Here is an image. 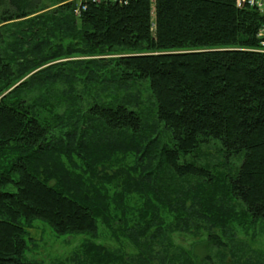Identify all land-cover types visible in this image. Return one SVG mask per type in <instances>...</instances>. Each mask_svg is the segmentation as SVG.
<instances>
[{
	"label": "trees",
	"instance_id": "obj_1",
	"mask_svg": "<svg viewBox=\"0 0 264 264\" xmlns=\"http://www.w3.org/2000/svg\"><path fill=\"white\" fill-rule=\"evenodd\" d=\"M49 1L0 0V264H27L36 220L59 236L125 225L133 195L161 225L177 179H198L178 215L191 201L193 222L222 226L221 190L264 221L263 17L236 0ZM214 143L240 166L200 165Z\"/></svg>",
	"mask_w": 264,
	"mask_h": 264
},
{
	"label": "rangeland",
	"instance_id": "obj_2",
	"mask_svg": "<svg viewBox=\"0 0 264 264\" xmlns=\"http://www.w3.org/2000/svg\"><path fill=\"white\" fill-rule=\"evenodd\" d=\"M41 5L51 6L49 0H42ZM3 8H0V14ZM198 159L200 165L213 172L219 170V173H224V170L231 172L241 164L240 159H232L227 167L222 166L225 160L221 156L220 146L216 143L203 147ZM163 178L169 179L167 174ZM197 185L198 179L195 178L177 179L176 183H172L171 191L184 194L188 190L197 191ZM207 187L204 185V189L212 191L213 188ZM220 191H212V196L218 200V208L223 206L224 212L238 213L239 217L227 219L228 215L221 212L223 208H220L217 210L218 219L223 224L218 225L215 230H211L210 225L202 221L203 219L193 222L195 218L190 215L195 214L194 211L199 206L191 201L185 204L179 215L173 211L174 208L170 206L176 205L174 199L180 197L175 193L167 199L166 203L171 205L163 210L159 222L161 225H153L148 223L147 218H143V203L137 195H133L128 202L126 224L118 222L113 228H109L100 222L97 235L59 236L46 222L36 220L30 230L32 240H28L30 248L25 256L26 263L103 264L94 254L104 255L107 252L115 257L112 264H141L144 260L142 258H147L153 264H264V221L259 220L254 224L252 219L245 217L243 205L227 198ZM210 234L220 236L226 247L209 245L207 249L206 243ZM136 238H139L141 245L146 241L149 243V254L143 251V247L134 244ZM206 257L211 260H205Z\"/></svg>",
	"mask_w": 264,
	"mask_h": 264
},
{
	"label": "built area",
	"instance_id": "obj_3",
	"mask_svg": "<svg viewBox=\"0 0 264 264\" xmlns=\"http://www.w3.org/2000/svg\"><path fill=\"white\" fill-rule=\"evenodd\" d=\"M91 1L93 3H101L104 2L106 0H88ZM114 3H119V4H123L125 2H127L126 0H111ZM236 5L238 8H250L253 9L255 11H257L264 19V0H236ZM78 14V11H77ZM258 40L260 42V47H259V51L261 53H264V22L262 27L260 28L259 32H258Z\"/></svg>",
	"mask_w": 264,
	"mask_h": 264
}]
</instances>
